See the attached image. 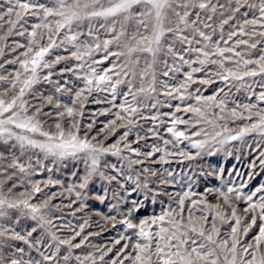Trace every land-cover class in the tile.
Returning <instances> with one entry per match:
<instances>
[{
  "label": "snow or ice",
  "instance_id": "6c2138e0",
  "mask_svg": "<svg viewBox=\"0 0 264 264\" xmlns=\"http://www.w3.org/2000/svg\"><path fill=\"white\" fill-rule=\"evenodd\" d=\"M0 264H264V0H0Z\"/></svg>",
  "mask_w": 264,
  "mask_h": 264
},
{
  "label": "rangeland",
  "instance_id": "374dc122",
  "mask_svg": "<svg viewBox=\"0 0 264 264\" xmlns=\"http://www.w3.org/2000/svg\"><path fill=\"white\" fill-rule=\"evenodd\" d=\"M11 66V65H9ZM210 89H205V92L209 91ZM239 98V97H238ZM106 106L105 104L102 103H94V104H89L85 106V117L88 116L89 110L91 107H104ZM162 111H168L169 109L165 106L161 109ZM109 118L107 113H100L97 116V124H96V128L100 127V122H102L104 119ZM249 139L251 140L252 137H249ZM181 143H184L183 141ZM255 141L252 142L251 144H243L241 145V142L239 140H237L235 142L236 147H239V152L236 151V148L234 147L232 154H226L224 152H221L219 155L213 154L211 156V160L213 163L217 162V160L219 161V163L223 164L225 166V172L224 175L228 176V175H232L237 181H239L242 176H246L247 175V169L250 163V159L251 157L255 154V151H258V149H256L255 147ZM246 153V155H245ZM237 155L239 156V159H237ZM202 159H204L205 161H208L210 159V157L205 156ZM196 163H199V161L197 160ZM171 166H173L174 168H176L178 171L181 169L187 170L188 169V162L187 161H180L177 159H172L170 161ZM165 166H168L167 164ZM228 168H234L235 170L232 173L227 172ZM66 170L65 169H61L60 173H56L55 171L53 172V176L56 178H64L65 181H67L68 177L64 176V172ZM41 174H37V176H39ZM42 175H47V171L45 170L44 173H42ZM208 181L212 184H216L218 182V178L214 177L212 175H209L207 177ZM259 176H257L256 178V182H258ZM57 186H51V190H55ZM204 185H200L199 188L197 189L198 191L203 190ZM59 198V197H57ZM96 206H100L99 204H97ZM157 208H159V204H157ZM60 213L57 212V215H59ZM64 215L66 218H70L76 221V223H79L81 218H82V213L77 212L75 217H73L71 215V213L69 211H65ZM104 229L105 226L104 225H100L98 222V219L96 218L95 215H93L92 217V221H91V226L87 227L85 230L89 231V232H95L97 231V229ZM114 230L113 229H105L100 231L98 236H93L90 237V239H92L94 242L96 243H103L105 240H110V238L114 235Z\"/></svg>",
  "mask_w": 264,
  "mask_h": 264
}]
</instances>
